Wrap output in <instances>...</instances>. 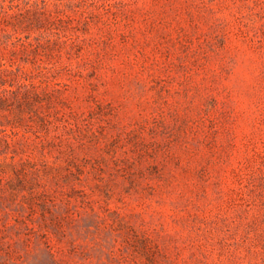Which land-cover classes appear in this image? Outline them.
I'll return each instance as SVG.
<instances>
[{"label":"rangeland","instance_id":"374dc122","mask_svg":"<svg viewBox=\"0 0 264 264\" xmlns=\"http://www.w3.org/2000/svg\"><path fill=\"white\" fill-rule=\"evenodd\" d=\"M0 264H264V0H0Z\"/></svg>","mask_w":264,"mask_h":264}]
</instances>
